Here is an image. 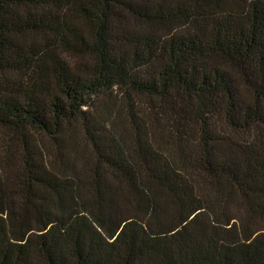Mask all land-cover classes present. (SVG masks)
<instances>
[{
	"label": "trees",
	"instance_id": "obj_1",
	"mask_svg": "<svg viewBox=\"0 0 264 264\" xmlns=\"http://www.w3.org/2000/svg\"><path fill=\"white\" fill-rule=\"evenodd\" d=\"M0 264H264V0H0Z\"/></svg>",
	"mask_w": 264,
	"mask_h": 264
}]
</instances>
